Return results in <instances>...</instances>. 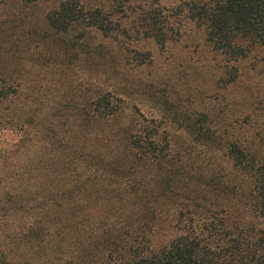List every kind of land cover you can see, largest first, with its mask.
<instances>
[{"label": "trees", "instance_id": "1", "mask_svg": "<svg viewBox=\"0 0 264 264\" xmlns=\"http://www.w3.org/2000/svg\"><path fill=\"white\" fill-rule=\"evenodd\" d=\"M16 1L50 4L44 20L56 35L82 25L106 39L120 32L113 16L131 0ZM186 4L212 50L231 62L249 44L264 47V0ZM140 14L164 48L168 22L151 8ZM93 119L106 127L87 139L88 153L62 150L50 168L0 167V264H264V157L251 143L220 140L194 169L153 121L119 122L108 96ZM213 140L195 135L204 148Z\"/></svg>", "mask_w": 264, "mask_h": 264}, {"label": "rangeland", "instance_id": "2", "mask_svg": "<svg viewBox=\"0 0 264 264\" xmlns=\"http://www.w3.org/2000/svg\"><path fill=\"white\" fill-rule=\"evenodd\" d=\"M186 3L131 0L113 16L120 32L106 39L82 25L56 35L47 3L0 7V155L14 158L0 167L50 168L62 153H88L87 139L106 127L93 119L102 96L122 110L119 122L153 121L194 169L228 138L264 157L251 140L264 139V47L249 44L231 62L212 50ZM146 8L168 22L164 48L147 37ZM198 130L213 135L210 149L195 143Z\"/></svg>", "mask_w": 264, "mask_h": 264}]
</instances>
